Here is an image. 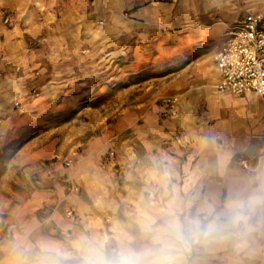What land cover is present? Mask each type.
<instances>
[{
    "label": "crops",
    "instance_id": "0c3cea01",
    "mask_svg": "<svg viewBox=\"0 0 264 264\" xmlns=\"http://www.w3.org/2000/svg\"><path fill=\"white\" fill-rule=\"evenodd\" d=\"M3 1L21 7L35 0ZM250 12L264 14V0L64 6L67 27L48 61L53 75L63 72L67 92L106 74L118 80L119 72L146 70L156 75L129 85L157 81L158 91L124 108L69 170L79 193L61 185L27 200L20 228L9 240L0 235V264H85L93 253L108 259L122 250L144 254L157 247L155 231L170 219L188 237L172 254L175 264H264V96L218 91L213 61L228 27ZM1 31L0 58L9 56L11 65L0 73V113L7 97L23 96L38 71V60L22 51L20 29ZM165 97L174 98L175 110L160 118ZM108 150L116 153L114 162H107ZM61 200L74 209L75 222Z\"/></svg>",
    "mask_w": 264,
    "mask_h": 264
},
{
    "label": "rangeland",
    "instance_id": "374dc122",
    "mask_svg": "<svg viewBox=\"0 0 264 264\" xmlns=\"http://www.w3.org/2000/svg\"><path fill=\"white\" fill-rule=\"evenodd\" d=\"M77 2L55 0V5L46 7L35 0L19 7L0 0V41L3 28L20 29L22 51L38 60V71L25 82L23 96L7 97L6 110L0 113V235L8 240L24 221L20 212L27 200L37 192L63 185L67 193H79L80 185L69 170L78 164L89 145L118 121L124 108L154 98L158 91L157 81L145 87L129 85L156 75L146 70L119 72L118 80L106 74L89 81L81 90L67 92L63 72L53 75L50 69L48 53L67 27L61 22L64 6H75ZM0 61L1 73L11 60L6 56ZM168 99L173 101V108ZM163 103L166 106L160 118L173 116L174 98L165 97ZM107 157V162H114L116 153L108 150ZM59 206L70 221H76L78 216L70 205L65 206L61 200ZM43 210L36 213L42 214Z\"/></svg>",
    "mask_w": 264,
    "mask_h": 264
},
{
    "label": "built area",
    "instance_id": "2783aa9c",
    "mask_svg": "<svg viewBox=\"0 0 264 264\" xmlns=\"http://www.w3.org/2000/svg\"><path fill=\"white\" fill-rule=\"evenodd\" d=\"M213 61L220 74L218 91L264 96V14L247 13L229 26L228 38ZM168 102L173 108V101ZM246 162L241 161L244 167Z\"/></svg>",
    "mask_w": 264,
    "mask_h": 264
},
{
    "label": "clouds",
    "instance_id": "9594fccd",
    "mask_svg": "<svg viewBox=\"0 0 264 264\" xmlns=\"http://www.w3.org/2000/svg\"><path fill=\"white\" fill-rule=\"evenodd\" d=\"M240 205H230V208L236 210ZM148 230L152 231L151 226ZM195 239L193 235L191 237ZM153 241L157 246L154 250H149L144 254H135L127 250H122L113 259L105 258L99 253H93L85 264H175L172 254L179 246L188 243V237L182 231L180 225L173 219L166 220L165 223L155 231ZM142 255L151 256V259H143Z\"/></svg>",
    "mask_w": 264,
    "mask_h": 264
}]
</instances>
